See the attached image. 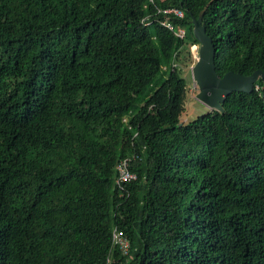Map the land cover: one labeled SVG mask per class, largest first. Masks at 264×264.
Instances as JSON below:
<instances>
[{
	"label": "trees",
	"instance_id": "1",
	"mask_svg": "<svg viewBox=\"0 0 264 264\" xmlns=\"http://www.w3.org/2000/svg\"><path fill=\"white\" fill-rule=\"evenodd\" d=\"M206 5L220 76L264 72V0H0V264H264V80L182 121Z\"/></svg>",
	"mask_w": 264,
	"mask_h": 264
},
{
	"label": "water",
	"instance_id": "2",
	"mask_svg": "<svg viewBox=\"0 0 264 264\" xmlns=\"http://www.w3.org/2000/svg\"><path fill=\"white\" fill-rule=\"evenodd\" d=\"M207 7L208 5L199 13L198 17L193 16L192 18L193 33L199 41L198 56L192 66V76L199 89L197 99L211 110L223 112L225 110L223 104L231 93H251L256 82L260 78L264 80V72L257 69L253 73L245 75L230 70L220 76L216 65L217 47L203 21Z\"/></svg>",
	"mask_w": 264,
	"mask_h": 264
},
{
	"label": "built area",
	"instance_id": "3",
	"mask_svg": "<svg viewBox=\"0 0 264 264\" xmlns=\"http://www.w3.org/2000/svg\"><path fill=\"white\" fill-rule=\"evenodd\" d=\"M151 2H154V0H150ZM161 11V9H158V13ZM163 12L168 15H176L179 17L184 16V11L180 8L177 7H167L163 9ZM148 19V16L145 18ZM146 24H150L152 21L151 20H146ZM165 26H167L171 30H175L174 24L169 20L166 19L162 22ZM176 34L180 38H184L186 36V28L181 27L178 28L176 31ZM197 46V56H198V48L199 45H194V47ZM136 158V154L133 156H127L124 157L119 161L117 164V171L118 175L116 178V183L118 184L119 187H122L123 184L127 182H131L134 180L138 179V173L132 169V161L133 159ZM113 243L114 245L118 246L119 249L124 253V254H129L130 253V248H131V241L128 238V236L120 229L117 227L114 228L113 230Z\"/></svg>",
	"mask_w": 264,
	"mask_h": 264
},
{
	"label": "rangeland",
	"instance_id": "4",
	"mask_svg": "<svg viewBox=\"0 0 264 264\" xmlns=\"http://www.w3.org/2000/svg\"><path fill=\"white\" fill-rule=\"evenodd\" d=\"M182 61L179 62L180 69H182L183 76L186 78L188 85V94L186 100V109L182 114V121L188 123L192 120H195L197 117L204 115L211 111V109L197 99V93L199 91L197 84L195 83L192 76V66L197 60V46L186 45L181 54ZM151 87L139 98L136 105L133 107V110H136L139 105L144 102V98L149 96L147 95Z\"/></svg>",
	"mask_w": 264,
	"mask_h": 264
}]
</instances>
